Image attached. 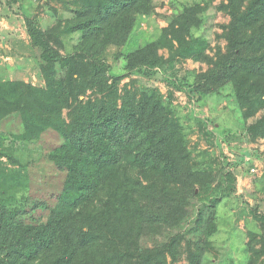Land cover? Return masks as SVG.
<instances>
[{
  "label": "trees",
  "instance_id": "16d2710c",
  "mask_svg": "<svg viewBox=\"0 0 264 264\" xmlns=\"http://www.w3.org/2000/svg\"><path fill=\"white\" fill-rule=\"evenodd\" d=\"M73 3L72 18L47 28L37 16L25 20L41 60L63 65L62 87L56 76L45 85L0 80V125H21L19 132L0 127V264H180L183 257L204 264L218 206L236 191L237 175L199 165L172 96L136 86L135 76L180 87L181 61L214 63L221 47L211 55V39L194 31L205 25L211 0L185 4L159 38L127 53L121 48L138 18L155 12L154 0ZM216 9L230 15L221 37L240 93L245 73L264 76V0H221ZM75 33L73 51L64 54V36ZM121 59L123 71H113ZM190 92L200 99L196 85ZM247 96L245 118L264 107L263 92ZM251 128L264 136V118ZM48 133L60 142L45 158L62 182L50 196L28 195L29 160L22 155ZM253 216L264 229V213ZM252 236L248 264H258L264 236L260 247Z\"/></svg>",
  "mask_w": 264,
  "mask_h": 264
},
{
  "label": "rangeland",
  "instance_id": "374dc122",
  "mask_svg": "<svg viewBox=\"0 0 264 264\" xmlns=\"http://www.w3.org/2000/svg\"><path fill=\"white\" fill-rule=\"evenodd\" d=\"M197 1L209 0H154L155 12L138 18L121 50L127 53L159 38L162 28L185 4ZM211 2L205 25L194 31L211 39L208 50L211 55L221 47L222 54L216 57L214 63L192 58L181 61L178 65L182 81L180 87L170 79L155 80L140 75L135 76V85L158 87L165 97L172 96V107L184 125L189 147L199 165L215 170L227 167L237 175L236 191L223 198L218 206V230L211 237L214 248L206 254L204 264H248L251 255L248 242L253 238L252 234H257L253 242L258 247L262 245L259 241L264 236L261 223L253 216L254 210L264 213V136L251 128L264 118V107L249 118H245L244 110L249 103L248 93H264V76L245 73L241 91L236 92L230 81L232 70L226 68L227 41L221 37L223 25L229 23L230 15L216 9L221 0ZM74 8L73 0H0V80H24L45 85L51 76H56L57 85L61 88L63 65L45 64L41 60L39 48L32 45L27 33L25 20L27 16H37L41 25L47 28L58 20L72 18ZM78 37L76 33L64 36V54L73 51ZM160 52L166 56L169 54L166 48ZM124 63L123 59L114 62L113 71H123ZM130 79L127 77L123 82ZM194 85L202 91L200 99L190 92V87ZM67 113L68 109H65L64 115L67 116ZM0 127L5 131L21 130L16 121H6ZM59 142L55 133H48L32 147L31 153L26 151L22 155L25 161L29 160L28 195L47 197L61 185L63 176L45 158V152ZM3 160L7 159L4 157ZM8 166L13 167L9 162ZM180 264H188L185 257ZM258 264H264V255Z\"/></svg>",
  "mask_w": 264,
  "mask_h": 264
}]
</instances>
